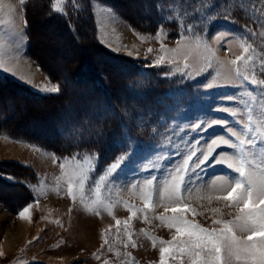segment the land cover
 Wrapping results in <instances>:
<instances>
[{"label":"rangeland","instance_id":"1","mask_svg":"<svg viewBox=\"0 0 264 264\" xmlns=\"http://www.w3.org/2000/svg\"><path fill=\"white\" fill-rule=\"evenodd\" d=\"M149 1L54 0L56 12L71 4L88 17L84 47L73 45L74 35L65 28L48 23L41 15L43 6L37 4L35 11L30 6L33 47L29 48L24 3L0 0V73L30 90L57 94L46 90H60V83L46 71H63L69 80L67 66L77 59L98 67L107 84L114 81L111 88L118 85L117 96L123 99L163 83L169 86L168 100L161 101L163 107L155 114L144 115L141 104L121 107L125 129L142 136L143 127L152 132L146 137L149 143L135 144L119 155L125 160L112 175L107 169L119 157L102 165L96 153L60 155L14 134L13 125L0 131V264H161L162 247L170 249L165 264H192L173 241L184 237L159 220L160 215H171L172 207H184L166 198L183 159L195 151L193 167L181 187L188 205L184 215L205 228L219 227L213 219L231 220L238 214V207L217 197L225 195L218 190L224 180L240 178L235 168L241 160L246 172L264 173V84L260 83L264 81V0H156L153 22H148L153 14L147 11ZM141 23L151 28L142 29ZM124 76L128 79L122 85L115 84ZM90 86H81L80 91L75 83L71 86L77 91L72 107H81L84 102L78 96ZM91 94L99 99V93ZM15 96L14 86L0 85V115L5 111L18 121L15 127L36 136L35 129L47 122L51 103L45 108L37 100ZM212 121L224 124L208 127ZM225 124L241 139L255 137L256 142L240 144ZM46 133L50 136V131ZM221 138L230 143L214 145L209 162L194 169L213 140ZM220 159L226 163H215ZM21 175L31 179L33 198L27 203L18 183ZM2 180L13 182L1 185ZM148 194L150 200L145 199ZM25 206H30L29 213L20 217Z\"/></svg>","mask_w":264,"mask_h":264},{"label":"trees","instance_id":"2","mask_svg":"<svg viewBox=\"0 0 264 264\" xmlns=\"http://www.w3.org/2000/svg\"><path fill=\"white\" fill-rule=\"evenodd\" d=\"M53 3L54 0L25 1V19L30 40L29 48L33 47V31L31 29L29 8L32 6L33 11H35L36 9L34 6H37V4L44 7V12H42L41 15H43L42 17L45 18L48 23L54 21L61 27L65 28L70 35H74L73 37L75 40L73 42L75 43L73 45L84 47L83 27L84 25L89 24L88 17L85 14L82 15L83 13L81 12L78 13L75 11L71 4H67L64 12L58 13L54 10ZM155 6L156 0L149 1L147 11L152 12L153 14L149 17L150 20L148 22H153L155 20ZM141 15L145 16L143 14ZM82 16L86 17L87 20L86 18L83 19ZM84 20L86 21L84 22ZM149 24L150 23L147 25ZM140 28L148 29L151 28V26H146L141 23ZM113 59L114 58L110 57L111 61H114ZM131 63L133 67H135V62ZM67 67H69V69L66 74L69 76V80L64 79L63 71L61 70L60 74H58L57 70L46 71L51 78L60 83L59 92L52 95H43L30 90L18 81L0 73V85L5 88L14 86L18 95L15 96L16 99L17 97L22 96L27 97L30 100H37L45 108H48L47 104L51 103V107L49 108L50 115L46 117L47 122L41 124L42 126L44 125L42 129H35L34 134H36V136L24 132L23 127L20 129L15 127L17 126L18 121H14L11 115H7L3 110L0 115V131H9V125H13L14 129L11 131L14 134L25 137L26 139H29V141L34 140L42 147L54 150L60 155L68 156L75 152L96 153L98 154L99 162H101L102 165L113 162L119 157V155L125 154L130 150L133 145L137 144L136 146H140V143L148 140L146 137L152 132V129L149 127H143L145 131L144 136L141 135V132L137 133L131 128L125 129L122 124L123 117L121 107L126 103H131L134 107L140 106L138 104H141L145 109L143 111L144 115L157 113L160 108L163 107L161 101L165 100L166 102V100H168V95L165 97L169 87L167 83H163V86L158 87L159 89H153L141 95L132 92V94H128L126 98L123 99L117 96L116 87L118 85L111 88V84L114 83V81L110 84L108 83V85L102 74L99 72V68L92 66L89 60L77 59L75 64L71 63ZM127 79L128 78L124 76L119 79V81L115 80V84H118L119 82V84L122 85ZM74 83L77 85V90H79L81 86L91 85L90 88L88 87V89H86V92H83L78 96L79 100L81 99L84 103H81V107L77 109L70 105L72 97L75 96L77 92L74 91L76 89H71V86ZM91 90L99 93L97 94L99 99L92 96ZM85 101H87L88 104H86ZM0 107L2 108L1 105ZM74 112L75 114H72ZM35 126L37 127V125ZM15 130L17 132H15ZM47 131H50V136L46 135ZM23 167L30 169V171L32 169L26 165H23ZM7 181L8 180H2L1 185L13 182ZM19 182L22 184L21 188L24 191L23 199L27 203L33 198L30 186L31 179L26 175H21V177L19 176L18 183ZM23 204L24 203L20 205L18 204V206L14 208L15 212H18V209ZM11 207L12 205L10 206V209H12Z\"/></svg>","mask_w":264,"mask_h":264},{"label":"snow or ice","instance_id":"3","mask_svg":"<svg viewBox=\"0 0 264 264\" xmlns=\"http://www.w3.org/2000/svg\"><path fill=\"white\" fill-rule=\"evenodd\" d=\"M21 3L23 4L24 0H21ZM216 39H220L219 35ZM244 51L247 52L248 49L245 48ZM240 59H243V57H237V60ZM235 62L233 61V63ZM5 70L7 71V69ZM251 83L256 84L257 81L253 79ZM260 83L264 84V81H260ZM212 86L208 85V87ZM46 90L58 92L59 87ZM249 111L251 110L249 109ZM249 120L251 121V116H249ZM215 124H224V122L212 121L208 127H212ZM224 126L227 132L232 137H235L240 144L245 142L253 144L256 142L255 137L245 141L231 128H228L226 124ZM195 127L199 129L201 125L197 124ZM247 131H252L251 127H248ZM218 143L229 144L230 141L224 138L219 141L213 140L207 152L202 155L201 159L195 161L194 169H199L202 165L209 162L212 158L213 146ZM236 146L235 144L232 145V147ZM194 156L195 151L189 153L175 170V183L166 196L170 204H183L184 207H172L171 215L159 216L160 221L165 222L169 228H174L179 236L184 237V239L173 238L175 244L179 246V251L187 253L192 259V264H234V261H243V264H264V173L257 175L255 172H246L245 162L241 160L240 166L235 168L240 178L224 180L218 190L224 192L225 195L217 197V199H222L226 202L230 201L231 206L238 207V214L231 220L213 219V225H218L219 227L205 228L199 223L187 219L184 215L188 210V205L181 195V187L185 183V177L188 175L190 168L193 167L192 160ZM124 160L125 157L121 156L115 163L111 164L107 169V175L115 174ZM215 163H226V161L220 159L216 160ZM228 166L233 167L231 164ZM106 178L107 176L101 179ZM148 183L151 185L152 182L149 181ZM189 183H191V180H189ZM215 183L216 181H213V184ZM145 199L150 200L151 194L146 195ZM29 210L30 206H25L18 214L20 217H24L29 213ZM165 211H168L167 207ZM212 211L218 212L219 209H213ZM192 212L195 213V209H192ZM237 231L249 233V235L246 238H242L237 236ZM153 243L155 244V241ZM161 243L172 242L161 241ZM169 251L168 247L160 249L161 264H165L164 255Z\"/></svg>","mask_w":264,"mask_h":264}]
</instances>
